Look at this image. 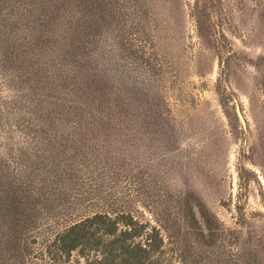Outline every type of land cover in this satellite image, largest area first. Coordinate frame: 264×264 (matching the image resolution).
Here are the masks:
<instances>
[{
	"label": "rangeland",
	"instance_id": "1",
	"mask_svg": "<svg viewBox=\"0 0 264 264\" xmlns=\"http://www.w3.org/2000/svg\"><path fill=\"white\" fill-rule=\"evenodd\" d=\"M94 212L264 264V0H0V264Z\"/></svg>",
	"mask_w": 264,
	"mask_h": 264
},
{
	"label": "trees",
	"instance_id": "2",
	"mask_svg": "<svg viewBox=\"0 0 264 264\" xmlns=\"http://www.w3.org/2000/svg\"><path fill=\"white\" fill-rule=\"evenodd\" d=\"M162 243L159 231L147 229L130 214L94 212L67 219L53 230L39 255L50 264H70L73 253L84 264H153Z\"/></svg>",
	"mask_w": 264,
	"mask_h": 264
},
{
	"label": "water",
	"instance_id": "3",
	"mask_svg": "<svg viewBox=\"0 0 264 264\" xmlns=\"http://www.w3.org/2000/svg\"><path fill=\"white\" fill-rule=\"evenodd\" d=\"M237 115H238L239 119L242 121V123H244L243 118H242L238 108H237Z\"/></svg>",
	"mask_w": 264,
	"mask_h": 264
}]
</instances>
